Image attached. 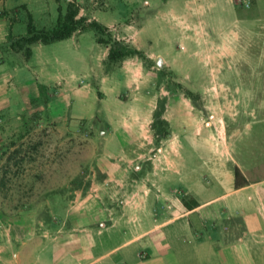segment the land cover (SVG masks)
I'll list each match as a JSON object with an SVG mask.
<instances>
[{
  "label": "crops",
  "instance_id": "obj_1",
  "mask_svg": "<svg viewBox=\"0 0 264 264\" xmlns=\"http://www.w3.org/2000/svg\"><path fill=\"white\" fill-rule=\"evenodd\" d=\"M143 2L149 28L146 29L147 44L138 48L151 60L156 50L164 48L166 38L172 36L166 26L158 31L159 23L182 18L180 12L184 8L172 13V3H178L180 8L184 3L188 9L184 18L187 21L225 22L226 29L202 24L200 31H194V36L187 32L183 36L178 34L177 38L185 45L183 51L176 53L177 47L168 46L162 52L171 60L177 56L187 62L178 68L186 79L180 84L226 86L232 91L226 96L205 95L202 100L247 103L241 113L242 124L225 125L216 116L206 121L201 112L194 109L190 97L168 101L163 118L169 123V135L162 138L158 152L141 161L143 154L139 152V157L133 159L135 173L130 178L110 179H123L126 184L119 193L122 202L109 203L105 209H126L129 217L117 218L113 211L107 213L104 209H77L66 214V231L53 238L40 235L31 224L21 222L22 217L19 220L2 217L0 242L5 245L0 253L8 252L0 254V264H264V78L247 85L243 81H232L229 73L240 64L250 75L264 76V17L256 20L248 16L242 19V28L236 29L235 22L239 19L233 0H202L201 4L198 0L189 4H185L186 0ZM132 3L138 5L141 0H132ZM98 17L93 19L99 22ZM10 25L6 15H0V111H11L13 105L16 106L13 103H18L10 98L8 90L12 85L4 67L7 66L5 61L15 56L9 48L5 50ZM205 38L219 39L225 48L215 59L224 63L220 72L208 77L202 74L210 71L209 67L192 65L205 62L204 58L191 57L193 53H190L198 45L203 47L209 43ZM124 69L105 84L114 83L118 91L134 86V77L142 70V65L138 60L129 59L125 60ZM90 75L85 82L93 77L97 84L104 81L98 79L99 75L91 78ZM114 77L119 82H113ZM124 77L128 78L125 83L120 80ZM50 78L60 87L51 97L54 121H62L72 112L78 120L98 118L99 99L92 96L90 85L82 86L74 75L66 79ZM42 92L36 87L29 96L37 99ZM28 100L27 97L23 103ZM58 107H63L68 115H64L65 110L57 112ZM141 107L146 106L141 103ZM151 109L146 113L141 111L140 116L132 113L131 119L135 116L136 120H148L153 117L154 106ZM103 114L108 118L103 117L104 133H114L115 148L120 151L153 149L152 127V130L127 124L116 127L111 112ZM127 134L131 137L127 138ZM186 197L191 199L190 205L196 202L197 206L188 208L183 203ZM144 252L148 255L146 258L141 256Z\"/></svg>",
  "mask_w": 264,
  "mask_h": 264
},
{
  "label": "rangeland",
  "instance_id": "obj_2",
  "mask_svg": "<svg viewBox=\"0 0 264 264\" xmlns=\"http://www.w3.org/2000/svg\"><path fill=\"white\" fill-rule=\"evenodd\" d=\"M58 1H2L0 14L7 13L6 17L12 23L8 38L10 33L15 37L27 33L28 12L31 13L37 29H52L58 20V7H61L62 13L65 14L68 4L72 3L79 9V17L93 21V17L98 15L99 23H103L102 25L110 30L115 39L125 41L137 49L147 44L146 29L149 27L145 15L146 6L143 2L146 0H141L138 5L132 3V0H72L74 3L70 2L71 0ZM186 1L185 4H189L194 0ZM233 2L239 19L235 22L236 29L242 28V19L248 16L256 20L264 17V0H233ZM198 3L201 4L202 0H198ZM183 4L180 5L181 8L176 2L171 5L172 13L177 10L180 12L184 8L180 12L181 19L174 17L170 19L171 21L157 24L158 31L166 26L167 31L172 34L168 38L171 39L170 44L166 38L164 50L168 46H175L176 53L183 51L182 46L185 45L177 38L178 34L183 36L187 32V35L194 36V31H200L202 24L205 26L214 24L226 29L225 22L185 20L188 9ZM23 6H26L28 12ZM252 25L255 26L256 23ZM12 27L14 31H11ZM74 36L50 45H34L32 57L29 59L23 53H15V56L5 61L7 66L6 64L4 66L7 68L12 85L8 90L11 94L10 98L18 103H13L16 106L13 105L11 111H0V219L3 217L6 220H15L22 217L21 222L31 224L40 235H49L51 238L66 231V214L77 209H104L107 213L113 211L118 215L117 218L129 217V214H125L126 209H105L109 203L122 202L123 198L119 193L122 192L121 187L126 184L123 179L121 181L110 179L120 180L123 176L130 178L131 174L135 173L136 162L133 159L139 157V152L143 154L140 161L150 156L154 157L158 152L164 132L159 135L154 133L155 139L151 150L128 148L120 151L115 148L114 133L110 134V131L108 134L104 133L106 130L103 117L105 118L106 115L103 112L107 111V114L111 112L110 115L114 117L112 123L116 127L127 124L144 126L152 130L154 122L159 119L164 120L163 114L168 101L189 97L188 93L191 94L194 109L200 111L208 122L213 119L211 116H216L225 125L240 126L244 120L242 110L247 107V103L242 102L202 100L205 95L226 96L232 91H228L226 86L180 84L186 79L180 75L178 68L187 62L178 59L177 56L174 60L169 59V55L162 52L163 49H158L160 52L156 50L152 63H144L137 57L126 59L138 60L142 70L136 73L134 86L123 87L118 91L114 83L108 85L105 82L111 80L117 71L122 69L125 71V60L119 64H111L108 62V55L103 60L104 54H108V48L104 45L98 47L95 33L91 30ZM205 41L209 43L203 47L198 45L190 53H193L191 57L197 55L204 58L205 62L200 61L192 65L202 64L207 69L209 67L210 71H204L202 74L208 77L220 72V67L224 63L215 59L222 55L225 48L219 39L205 38ZM5 46H7L4 47L5 50L9 48L8 51L11 52L10 41ZM1 54L5 56L4 52ZM163 59L166 60V64ZM102 60L103 63L99 64ZM0 64H2L1 60ZM235 68L229 71L232 81H243L248 85L258 83V79L264 78L255 74L250 75L249 71L240 68V64H236ZM88 74H91L90 78L95 74L97 77L99 75L98 79L104 81L97 84L93 77L94 80L89 79L85 82L84 79ZM72 75L77 77L82 86L90 85L92 96L99 99L98 118L78 120L74 118L73 112L68 115L63 107H58L57 112L65 110L64 115L68 116L59 122L51 118V97L60 87L51 80L50 76L66 79ZM130 75L134 76V72ZM116 79L113 82H119ZM120 80L125 83L128 78L124 77ZM36 87L43 91L37 99L29 96ZM4 88L6 89V86ZM27 97L30 100L23 103ZM141 103L147 109L142 108ZM152 106H154L152 118L136 120L134 116L131 119L132 113L140 116L141 111L146 113L145 111L152 110ZM120 114L123 116L122 119ZM156 116L159 117L158 120ZM126 137L130 138L131 134H127ZM18 147L21 149L20 153L14 157L10 166L6 167L7 157ZM184 199L192 202L187 197ZM128 210L130 212V209ZM126 220L128 221L129 218ZM4 245V242H0V248ZM5 252L2 251L1 256ZM141 256L146 258L148 255L144 252Z\"/></svg>",
  "mask_w": 264,
  "mask_h": 264
},
{
  "label": "trees",
  "instance_id": "obj_3",
  "mask_svg": "<svg viewBox=\"0 0 264 264\" xmlns=\"http://www.w3.org/2000/svg\"><path fill=\"white\" fill-rule=\"evenodd\" d=\"M2 1L4 0H0V3ZM23 8L27 10L26 6H23ZM58 11L59 16L55 27L52 29H37L34 25L31 13L27 10V33L19 37H15L10 33L8 42L10 41L11 51L15 53H23L24 56L29 59L33 54L32 47L36 44H54L67 40L75 34H81L91 30L95 33L97 43L108 48L107 59L109 63L119 64L128 58L134 57H137L144 63H152V60L149 59L141 50L126 43L125 41L115 39L106 26L95 20L88 21L85 17H79V9L76 8L75 4H68L65 14L62 13L61 7H58ZM6 14L1 13L0 15ZM188 96L191 97V94L188 93ZM158 119L159 117H157V120ZM152 128L156 135L164 132L163 138L169 135V125L164 120L159 119L154 122ZM20 151L21 149L18 147L7 157L6 167L10 166L11 161L20 153ZM236 175L239 177V171H237ZM183 203L191 209L197 206L196 202H193L192 205H190L186 199H183Z\"/></svg>",
  "mask_w": 264,
  "mask_h": 264
},
{
  "label": "built area",
  "instance_id": "obj_4",
  "mask_svg": "<svg viewBox=\"0 0 264 264\" xmlns=\"http://www.w3.org/2000/svg\"><path fill=\"white\" fill-rule=\"evenodd\" d=\"M70 2H73L72 0ZM74 3V2H73Z\"/></svg>",
  "mask_w": 264,
  "mask_h": 264
},
{
  "label": "water",
  "instance_id": "obj_5",
  "mask_svg": "<svg viewBox=\"0 0 264 264\" xmlns=\"http://www.w3.org/2000/svg\"><path fill=\"white\" fill-rule=\"evenodd\" d=\"M159 65H161V63L159 62Z\"/></svg>",
  "mask_w": 264,
  "mask_h": 264
}]
</instances>
